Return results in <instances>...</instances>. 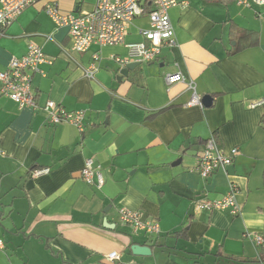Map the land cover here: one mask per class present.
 I'll return each instance as SVG.
<instances>
[{
	"label": "crops",
	"instance_id": "crops-1",
	"mask_svg": "<svg viewBox=\"0 0 264 264\" xmlns=\"http://www.w3.org/2000/svg\"><path fill=\"white\" fill-rule=\"evenodd\" d=\"M49 1L0 27V70L29 43L40 45L54 60L45 76L33 74L38 104L52 99L82 110L85 126L51 124L42 109L0 94V264H118L107 259L112 251L122 264H264V243L254 240L264 235V106H249L264 97V6L179 0L186 4L169 10L177 45L120 78L124 66L115 57L143 39L147 14L134 19L124 43L76 52L69 28L45 11ZM55 1L63 11L83 9L79 0ZM94 52L98 69L88 78ZM176 71L195 81L201 98L212 95V104L189 105L191 89L165 81ZM212 134L240 153L228 174L205 178L197 164ZM89 157L102 187L82 179ZM40 168L49 171L33 176ZM231 182L239 186L240 214L196 208L200 198L224 196ZM120 208L159 221L161 232H134ZM134 244L151 251L136 253Z\"/></svg>",
	"mask_w": 264,
	"mask_h": 264
},
{
	"label": "built area",
	"instance_id": "built-area-1",
	"mask_svg": "<svg viewBox=\"0 0 264 264\" xmlns=\"http://www.w3.org/2000/svg\"><path fill=\"white\" fill-rule=\"evenodd\" d=\"M41 0H0V27L6 28L23 12L29 5ZM245 6H264V0H237ZM185 5L186 2L179 0H96L90 10L80 12L63 11L55 0L47 2L45 11L58 26H67L71 38V49L76 52H85L92 45L99 47L105 45H118L125 42L129 27L135 18L147 14L148 27H140L139 33L143 36L141 41L128 43V56H116L115 60L121 66L134 61L148 63L158 58L164 45L175 46L177 39L175 29L171 21L169 10L176 5ZM2 33V30H0ZM94 61L84 69L88 78H94L98 69L97 61L100 59L99 52L93 53ZM54 57L47 55L42 47L36 43H29L27 52L22 56L11 57L8 67L0 70V94H5L18 103L20 107L42 109L47 115L48 122L59 124L69 121L75 124L80 131L84 130L85 114L82 110L69 111L62 104L49 99L39 105L33 90V74L46 75L45 65H52ZM168 85L182 82L192 91L189 105L203 106L202 98L196 90L194 80L187 81L181 71L165 74ZM251 108L264 106V97L249 103ZM240 153L238 147L229 150L223 148L215 134L206 141L197 169L202 177H208L215 171L229 173V167L234 158ZM49 171V168H40L32 172L33 176H39ZM81 176L87 183L102 187L104 177L100 166L95 165L92 157L85 161L81 169ZM239 186L230 183L229 191L218 199L200 198L196 201L197 209L212 211L215 209H229L233 215L242 211V205L237 198ZM121 222L133 227L134 232L144 231L147 234H159L161 226L159 221L144 217L138 210L128 208L119 209ZM250 235V234H249ZM257 245L264 243V235L254 234ZM4 245L0 241V249ZM121 255L118 251H112L107 255L109 261L120 262Z\"/></svg>",
	"mask_w": 264,
	"mask_h": 264
},
{
	"label": "water",
	"instance_id": "water-1",
	"mask_svg": "<svg viewBox=\"0 0 264 264\" xmlns=\"http://www.w3.org/2000/svg\"><path fill=\"white\" fill-rule=\"evenodd\" d=\"M140 62L138 61H134V62H130L128 64H126L121 70H120V78L122 76H128L130 71L133 70L137 65H139ZM202 101L205 105H211L212 104V101H213V97L212 95L210 94H207V95H204L202 97ZM181 159H179L178 161H176L175 163L173 164H178L180 162ZM109 226V225H107ZM133 249L136 253H139V254H149L151 249L149 246H145V245H140V244H134L133 246Z\"/></svg>",
	"mask_w": 264,
	"mask_h": 264
},
{
	"label": "rangeland",
	"instance_id": "rangeland-1",
	"mask_svg": "<svg viewBox=\"0 0 264 264\" xmlns=\"http://www.w3.org/2000/svg\"><path fill=\"white\" fill-rule=\"evenodd\" d=\"M80 2H82V10L86 11V10H90L93 7V4L95 2V0H79Z\"/></svg>",
	"mask_w": 264,
	"mask_h": 264
}]
</instances>
